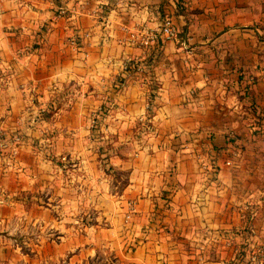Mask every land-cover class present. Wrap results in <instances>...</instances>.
<instances>
[{"label":"crops","instance_id":"0c3cea01","mask_svg":"<svg viewBox=\"0 0 264 264\" xmlns=\"http://www.w3.org/2000/svg\"><path fill=\"white\" fill-rule=\"evenodd\" d=\"M0 1V127L17 128L31 90L55 109L24 131L13 157L0 156V264H12L6 256L15 252L30 264L21 259L34 256V244L7 240L34 238V222L48 220L33 208L49 202L32 201L45 187L78 190L68 199L75 212L90 196L94 223L79 239H94L109 264H226L231 250L223 238L240 248L264 242V0ZM166 16L174 39L145 49L131 38L158 34ZM72 35L80 48L68 42ZM127 56L147 68L125 75L126 87L116 92ZM105 98L113 105L101 154L108 172L86 144V116ZM148 102L149 132L138 123ZM43 152L48 165L36 168ZM61 157L68 160L62 169ZM117 174L125 183L114 192ZM135 241L127 252L124 244ZM66 252V264H83L90 250Z\"/></svg>","mask_w":264,"mask_h":264},{"label":"rangeland","instance_id":"374dc122","mask_svg":"<svg viewBox=\"0 0 264 264\" xmlns=\"http://www.w3.org/2000/svg\"><path fill=\"white\" fill-rule=\"evenodd\" d=\"M114 82L116 83L115 78L113 80V87L116 92L122 91L126 87L125 86L122 89L117 88ZM28 99H29V104L26 107L28 109L25 108L24 112H22L21 116L19 117L17 128L14 130H8V132L15 131L21 134L22 141L18 145V149L22 144H24L23 143L24 136H25L24 131L28 129L29 127L34 126L36 123H39L43 120L44 121L47 120L48 118H50V116L55 111L54 108H50V106L47 105V108H45V111L39 114V121L37 120L34 123H31L30 122L31 115L36 114V111H37L36 108L41 105L40 104L41 101L38 102L36 95H34V90L30 91L28 95ZM70 100L71 98H69V101ZM105 101L107 102V104L106 103L103 104L102 110L98 109L96 112H90V114L86 116V119H87L86 128L88 130L87 132L88 139L86 141V144H87V147H88L87 149L89 152L88 155H91V156L93 155L94 162L96 160L99 162L100 166L99 165H96V166L101 168L102 171L108 172L111 167H108L107 161H104V159H102L101 154L106 153V150H108L109 148L110 142H108V137H105V133L107 130V128H105V124L107 120L106 118L110 115L109 111L113 107V105L112 103H110L108 98L107 99L105 98ZM144 116L146 117L145 121H147V119L150 120L152 116V111L151 110L147 111L144 114ZM21 118H23L24 120L22 125L20 123ZM142 122L141 121L138 122L141 125V128L142 129L144 128V130L149 132L151 129V122L147 121V125L142 124ZM39 130H40V136L42 138H45L44 135L46 133V130H41V129ZM102 156L104 157L105 155H102ZM47 157H48L47 154L43 152L42 159L37 163L35 162L34 166L37 164V167L35 166L36 168H45L48 165V163L46 162V160L48 159ZM58 160H59L58 163L60 164L59 168L61 169L65 168L66 167L65 165L68 164V160L65 157H61ZM90 161L93 162V159H90ZM83 163L84 162L82 160L75 159L73 164L77 166L78 164L83 165ZM114 174H116V172H114ZM110 176H111L110 174L107 176H105L104 174L102 177L103 178L106 177L109 179ZM112 178H116V180H114L113 182L114 184L113 191L117 192L119 191L121 186H123V184L125 183V179L119 174L115 176L113 175ZM61 179H64V177L61 176ZM64 182L65 180L63 181V183ZM87 183H88L87 185H91V184L94 185V182L91 184L89 182ZM68 190H65V189L60 190L59 188L48 190L45 187L43 189L41 188L39 193H34L32 195V201L36 203L42 200L49 202L50 206L48 207L42 204L43 208H37L36 206H34L33 208L34 216L37 217L38 215L39 218H43V220H46V218H48V220L44 222L42 221L40 223L34 222V227H32L31 229L32 231H34V238H31V239L21 238V239H8L7 240V245L14 246V247L18 246L19 244V245H22L23 248H25L26 243L34 244V256L27 255L28 261H23L21 259L22 263L29 262L31 264V262H33L34 264H66L65 262L67 261V252H66L67 248H73L76 246L78 248L83 246L87 248V251L90 250V253L86 255L85 257L86 260L83 264H109L110 263L109 259H103L102 251L99 250L98 245L97 243H95L94 239H90V238H88L87 240L79 239V235L84 234V227L87 226L88 228L94 223V213L92 212V208H90V203H91L90 196L87 194L85 195L86 205L85 206L82 205L83 206L81 208L82 211L75 212L74 210H76V208L74 204L72 202H68V199L70 198V200L72 199L74 200V198L76 197V192L78 194V190L76 192H74L73 190L69 192ZM21 196L27 199L31 198V194L22 193ZM49 196L51 197V200L46 199ZM83 197L84 196H82L81 199H83ZM166 197H163V199L168 200L169 198H166ZM0 198L4 199V203L6 202L5 201L6 199L4 198V196L0 195ZM38 198H42V200H39ZM60 199L67 200V202H64L63 204L59 202ZM125 215H124V220H125ZM130 223L131 221L127 223V225H129ZM29 226L30 224L28 225V228H27L28 230H30ZM129 228L127 229V231L130 230ZM129 243L127 245L124 244V249H126L127 252L131 251L137 245L136 241L131 242L130 244ZM38 248H40L41 250L40 253H37ZM45 252L46 254L44 255ZM6 262L12 263V264H20V258L15 252V254H8L6 256Z\"/></svg>","mask_w":264,"mask_h":264},{"label":"built area","instance_id":"2783aa9c","mask_svg":"<svg viewBox=\"0 0 264 264\" xmlns=\"http://www.w3.org/2000/svg\"><path fill=\"white\" fill-rule=\"evenodd\" d=\"M177 7H183V4H179ZM67 12L66 7L64 6H58L57 8V16H64ZM3 13V9L1 6L0 1V16ZM177 34V29L175 24L173 23L172 19L168 16H166L162 23L160 24V27L158 29V34L151 32L149 30H144L138 34H131V38L134 41H137L138 44L148 49L150 48L153 43L159 42H166L168 40L174 39ZM80 38L77 35H72L68 38V42L75 48H80ZM146 65H143L141 61L135 57L127 56L124 58L122 62V75H118L116 79V83L114 82L115 86L117 88H124L126 86V79L125 75H129L130 73L136 72L141 73L146 71ZM2 82V79H0V83ZM118 84V85H117ZM119 86V87H118ZM151 103L148 102L146 104V112L151 110ZM45 108H47V104H41L39 107L36 108V114L31 115L30 122L34 123L35 121H39V114L45 111ZM28 109V108H26ZM102 110V109H100ZM146 120L145 116H142L138 119V121H143L142 123L144 125H147V121H150L149 119ZM24 120L23 118L20 119L21 125L23 124ZM233 137V134L231 135ZM22 141V136L18 132H8L5 128L0 127V156L2 154H6L9 157H13L17 153L18 145ZM63 159V158H62ZM225 165L231 166L232 163L230 160H226ZM4 203V199L0 198V205ZM245 209H249V206L246 204ZM133 210V204H128V210L125 215V223H129L130 221V212ZM223 246L225 248H229L231 250L230 258L226 264H264V242L259 241H251L247 244L246 248H240L239 246L234 245L231 242L230 238H223ZM212 240H215L213 238Z\"/></svg>","mask_w":264,"mask_h":264},{"label":"trees","instance_id":"16d2710c","mask_svg":"<svg viewBox=\"0 0 264 264\" xmlns=\"http://www.w3.org/2000/svg\"><path fill=\"white\" fill-rule=\"evenodd\" d=\"M152 98H153V94H150V96H149V101H150ZM45 116H47V115H45Z\"/></svg>","mask_w":264,"mask_h":264}]
</instances>
